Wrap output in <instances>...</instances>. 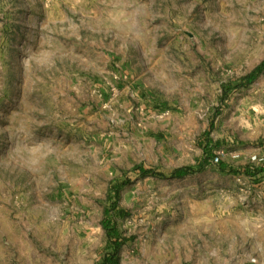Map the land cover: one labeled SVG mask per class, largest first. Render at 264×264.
I'll use <instances>...</instances> for the list:
<instances>
[{
	"label": "rangeland",
	"instance_id": "1",
	"mask_svg": "<svg viewBox=\"0 0 264 264\" xmlns=\"http://www.w3.org/2000/svg\"><path fill=\"white\" fill-rule=\"evenodd\" d=\"M262 63L264 0H0V264H100L109 209L119 264H264Z\"/></svg>",
	"mask_w": 264,
	"mask_h": 264
},
{
	"label": "crops",
	"instance_id": "2",
	"mask_svg": "<svg viewBox=\"0 0 264 264\" xmlns=\"http://www.w3.org/2000/svg\"><path fill=\"white\" fill-rule=\"evenodd\" d=\"M98 92H99V105L100 107H102V99H103V102L105 103L106 99H108V103L109 104H114V105H117L119 107H123V106H127L128 105V97H129V91H127V86H125L124 88H121V90H117L116 88L114 89L113 93H109V90L104 87H102L101 85H98ZM97 93V92H96ZM140 94H143L142 92H139V91H136L135 93H133L131 95L132 99L134 100H137L138 102H140V104H142L141 107H145L143 106L144 104H146L147 107H150L152 105H149V104H152L153 102L149 99H147V96L144 97L143 99L145 100H142L141 99V95ZM137 97V98H136ZM144 103V104H143ZM104 105H107L106 103ZM174 116H172L170 118V120L174 121ZM178 118V117H177ZM119 122L120 123H124V121L122 119H119ZM169 123H171V121H169ZM190 122H186L185 120L183 121L182 125H183V128H187V126H189ZM95 143L98 144L99 146H101L102 148V134H99L96 136V138L94 139ZM105 142H107V140L105 139L104 140ZM247 149V148H246ZM181 150L180 147H178L177 149L174 150V153L173 151H169V158L170 160L171 159H175L176 161H179L181 162V159L182 157H180L178 155V151ZM245 155H248V151L246 150L245 151ZM264 152V151H263ZM201 153L199 151L198 155L199 157L201 156ZM264 154V153H263ZM244 155V156H245ZM239 160L242 162L244 160H246L244 157H241V155H239ZM243 158V159H242ZM185 159V158H184ZM142 163H148L150 164L151 162L147 159V158H138L136 156H133L132 154H119V153H112L110 152L108 155H105L102 157V169H111L112 171H114L116 174L117 173H127L128 171L134 169L135 166H138V165H141ZM111 171V173H112Z\"/></svg>",
	"mask_w": 264,
	"mask_h": 264
},
{
	"label": "trees",
	"instance_id": "3",
	"mask_svg": "<svg viewBox=\"0 0 264 264\" xmlns=\"http://www.w3.org/2000/svg\"><path fill=\"white\" fill-rule=\"evenodd\" d=\"M264 70V63L258 66L254 71H252L246 78L245 81L248 84H251L259 74H261ZM204 149L205 158L198 162L196 169H203L207 163L213 157V147L211 142L206 145H202ZM251 172L247 171L249 175H256V174H264V167L262 168H252ZM134 170L139 171L142 174H148V171H144L142 167H136ZM185 170H180L176 173V176H183L185 175ZM119 187H110V191H114V194H117ZM103 227L107 230L109 236V242L107 244L106 252L104 257L101 260L100 264H119V253L120 250L126 241L121 232L117 229L114 221L112 220L111 210H107L105 212V218L103 220Z\"/></svg>",
	"mask_w": 264,
	"mask_h": 264
}]
</instances>
